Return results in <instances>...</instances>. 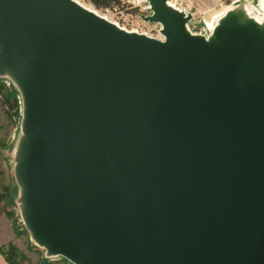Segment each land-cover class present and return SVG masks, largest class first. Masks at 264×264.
I'll return each mask as SVG.
<instances>
[{
	"label": "water",
	"instance_id": "1",
	"mask_svg": "<svg viewBox=\"0 0 264 264\" xmlns=\"http://www.w3.org/2000/svg\"><path fill=\"white\" fill-rule=\"evenodd\" d=\"M146 1L162 39L75 0H0L25 228L71 264H264V24L236 6L193 33Z\"/></svg>",
	"mask_w": 264,
	"mask_h": 264
},
{
	"label": "rangeland",
	"instance_id": "2",
	"mask_svg": "<svg viewBox=\"0 0 264 264\" xmlns=\"http://www.w3.org/2000/svg\"><path fill=\"white\" fill-rule=\"evenodd\" d=\"M91 6L101 14L119 22H138L143 16L150 14L144 10L145 0H100L95 5L91 0H79ZM175 6L192 15L187 23L188 29L193 33L208 34L210 31L204 27V21L212 20V16L232 4L235 0H170ZM249 3L256 4V0H239L236 6L244 8ZM252 14L255 12L251 10ZM219 16L218 19H220ZM264 20V19H263ZM146 24L155 30L158 24ZM163 38V36H162ZM3 82L4 84H1ZM5 85V86H3ZM12 84L6 77L0 78V247L10 254L12 264H44V249L36 246L25 228L20 214L19 200L17 199V185L13 172L16 158L15 143L19 135L21 121V102L17 96L14 99L11 91ZM10 251V253H9ZM47 264H71L60 256H50Z\"/></svg>",
	"mask_w": 264,
	"mask_h": 264
},
{
	"label": "bare ground",
	"instance_id": "3",
	"mask_svg": "<svg viewBox=\"0 0 264 264\" xmlns=\"http://www.w3.org/2000/svg\"><path fill=\"white\" fill-rule=\"evenodd\" d=\"M79 3H81L82 5H84L85 7H87L88 9L92 10L95 13L100 14L102 17H105L111 21H113L115 24H117L118 26H120L116 21L110 19L108 16H106L105 14H101L100 12H98L96 9L92 8L91 6H88L82 2H80L79 0H75ZM138 2L142 1V0H137ZM239 0H235L232 4L226 5L223 9L219 10L218 12H216L213 16H212V20L209 21H204V27L208 28L210 31H213L214 27L216 26V19L219 16H223L226 12L232 11L235 7H236V3ZM256 4H251L249 3L248 5H246L244 7L245 10V15L243 17V19H253L255 20L257 23L263 25L264 24V0H256ZM168 5L178 9L175 4L173 2H171L170 0L167 1ZM251 10H253L255 13L252 14ZM220 17V18H221Z\"/></svg>",
	"mask_w": 264,
	"mask_h": 264
},
{
	"label": "built area",
	"instance_id": "4",
	"mask_svg": "<svg viewBox=\"0 0 264 264\" xmlns=\"http://www.w3.org/2000/svg\"><path fill=\"white\" fill-rule=\"evenodd\" d=\"M146 5L143 6L144 10H150V5L149 3L145 0ZM117 22V21H116ZM119 24V22H117ZM159 26L158 28L155 30V33L153 32V29L150 28L147 24L146 21L141 18L140 20H138V22H133V21H126L125 23L119 24L121 28L127 30V31H135L138 33H144L147 36H151V37H155V38H159L162 39V35L159 32V28L161 27V25L159 23H157Z\"/></svg>",
	"mask_w": 264,
	"mask_h": 264
},
{
	"label": "trees",
	"instance_id": "5",
	"mask_svg": "<svg viewBox=\"0 0 264 264\" xmlns=\"http://www.w3.org/2000/svg\"><path fill=\"white\" fill-rule=\"evenodd\" d=\"M91 1H92L93 4L98 6L100 0H91ZM1 84H4V83L1 82ZM3 86H5V85H3ZM11 91L13 93L14 99L17 100V96L19 98V94H18L17 90L12 86ZM19 100H20V98H19ZM1 196L2 195L0 194V198H1ZM9 253H10V251H9ZM0 254H2L4 256V259L6 260L7 264H12V261H11V258H10V254L6 253L2 247H0ZM63 260L67 262L66 259L63 258ZM44 264H47L46 260L44 261Z\"/></svg>",
	"mask_w": 264,
	"mask_h": 264
},
{
	"label": "crops",
	"instance_id": "6",
	"mask_svg": "<svg viewBox=\"0 0 264 264\" xmlns=\"http://www.w3.org/2000/svg\"><path fill=\"white\" fill-rule=\"evenodd\" d=\"M0 264H7V262L4 259V256L2 254H0Z\"/></svg>",
	"mask_w": 264,
	"mask_h": 264
}]
</instances>
